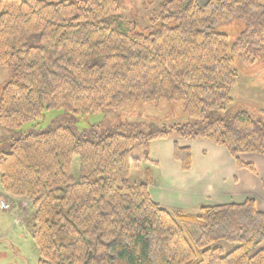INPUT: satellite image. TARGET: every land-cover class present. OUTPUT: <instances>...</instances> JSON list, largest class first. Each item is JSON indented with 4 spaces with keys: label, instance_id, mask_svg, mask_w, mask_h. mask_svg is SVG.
I'll list each match as a JSON object with an SVG mask.
<instances>
[{
    "label": "trees",
    "instance_id": "16d2710c",
    "mask_svg": "<svg viewBox=\"0 0 264 264\" xmlns=\"http://www.w3.org/2000/svg\"><path fill=\"white\" fill-rule=\"evenodd\" d=\"M245 29L230 46L218 25ZM148 33L134 32L120 0H0V64L13 78L0 124L20 129L51 109L97 113L125 102L183 105L193 120L169 127L53 125L13 136L0 151L2 190L34 209L38 264H264V211L241 203L169 210L131 178L150 144L177 135L264 155V120L229 111L239 72L264 56V0H163ZM158 20V26H157ZM75 156L79 175L72 172ZM174 157L192 167L188 147ZM236 243L229 252L212 246Z\"/></svg>",
    "mask_w": 264,
    "mask_h": 264
},
{
    "label": "rangeland",
    "instance_id": "374dc122",
    "mask_svg": "<svg viewBox=\"0 0 264 264\" xmlns=\"http://www.w3.org/2000/svg\"><path fill=\"white\" fill-rule=\"evenodd\" d=\"M163 0H120L121 14L132 21L134 32L148 33L152 29V18ZM209 0H200L206 3ZM157 20V26H158ZM245 23L235 19L225 24L218 25L217 32L228 35L231 46L241 32ZM232 66L238 70L239 78L233 89V102L227 105L229 111L237 109L248 110L255 118L264 120V56L253 66H244L238 57L233 56ZM13 78V66L0 64V95L3 86ZM193 120L184 109L183 105L176 102L133 101L125 102L119 107L104 109L97 113L74 114L64 109L47 110L42 119L25 123L20 129H11L0 124V151L9 149L13 136L22 132L36 129H46L53 125H71L83 132L91 129L93 124L103 126L117 125L119 123L141 124L146 127L151 124L159 127L170 126L176 123H185ZM174 135V134H173ZM72 172L75 177L79 175V158L75 156L72 163ZM144 168L133 169L131 178H144ZM0 191L1 177H0ZM4 192V191H3ZM2 201L10 203V198L2 196ZM24 210L13 207L11 211L0 206V264H38L39 250L33 239L34 209ZM27 212V213H26ZM212 246H222L225 252L232 250L236 243L219 240Z\"/></svg>",
    "mask_w": 264,
    "mask_h": 264
},
{
    "label": "crops",
    "instance_id": "0c3cea01",
    "mask_svg": "<svg viewBox=\"0 0 264 264\" xmlns=\"http://www.w3.org/2000/svg\"><path fill=\"white\" fill-rule=\"evenodd\" d=\"M176 143L191 150L189 171L174 157ZM149 153L152 161L139 168H144L147 174L135 180L147 183L153 199L167 209L196 212L202 205L241 203L254 197L257 208L264 211V155L240 156L243 162L255 166L256 172H252L240 168L224 146L206 139H181L177 135L151 142ZM2 196L11 200L9 211L13 207L24 210V202L28 208L24 199L0 191Z\"/></svg>",
    "mask_w": 264,
    "mask_h": 264
},
{
    "label": "built area",
    "instance_id": "2783aa9c",
    "mask_svg": "<svg viewBox=\"0 0 264 264\" xmlns=\"http://www.w3.org/2000/svg\"><path fill=\"white\" fill-rule=\"evenodd\" d=\"M1 208L6 210L9 208V204L5 201H2L1 204H0Z\"/></svg>",
    "mask_w": 264,
    "mask_h": 264
}]
</instances>
